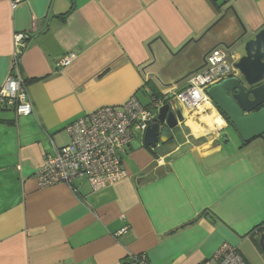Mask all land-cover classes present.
Here are the masks:
<instances>
[{"label":"crops","instance_id":"crops-1","mask_svg":"<svg viewBox=\"0 0 264 264\" xmlns=\"http://www.w3.org/2000/svg\"><path fill=\"white\" fill-rule=\"evenodd\" d=\"M242 24L264 27V0H0V85L13 36L26 33L19 72L33 106L26 116L0 109V264H129L140 254L145 264H200L223 243L264 264V137L243 143L211 100L179 102L184 122L167 143L145 148L136 135L120 153L127 176L112 185L38 179L71 141L70 121L131 97L148 107L175 98ZM225 51L228 64L240 56Z\"/></svg>","mask_w":264,"mask_h":264},{"label":"built area","instance_id":"built-area-1","mask_svg":"<svg viewBox=\"0 0 264 264\" xmlns=\"http://www.w3.org/2000/svg\"><path fill=\"white\" fill-rule=\"evenodd\" d=\"M20 1L10 0L12 8ZM26 38V33L14 34L12 67L0 85V109L12 108L17 114L24 116L33 112L26 81L19 72V61L26 48ZM74 57L72 52L57 63L65 66ZM227 58V52L219 46L207 52L205 65L190 76L187 87L176 95L182 106L192 110L205 101L210 102L205 90L219 80L216 72L220 67L228 65ZM164 102V98H156L152 106L148 107L131 97L120 107H101L70 121L66 129L71 141L57 148L54 155L45 158L38 179L42 184H69L76 178L86 177L94 191L124 179L127 175L122 167L120 153L137 134H144ZM125 230V227L121 228L120 233ZM129 264H145V256L133 255ZM200 264L247 263L236 247L223 243Z\"/></svg>","mask_w":264,"mask_h":264},{"label":"water","instance_id":"water-1","mask_svg":"<svg viewBox=\"0 0 264 264\" xmlns=\"http://www.w3.org/2000/svg\"><path fill=\"white\" fill-rule=\"evenodd\" d=\"M206 32L207 30L202 36ZM191 41H193L192 38L185 42L178 52ZM237 41L239 43L237 46L240 47L238 50L242 55L230 66L226 65L217 70L216 75L220 81L209 86L205 93L216 106L220 116L234 127L241 141L248 143L264 136V107L256 108L264 103V27L253 32L248 31L242 24V32L232 43L226 45L221 42L219 45L232 51L231 48L236 45ZM215 47L217 46L213 48ZM206 55L207 52L202 58V65L195 71L205 65ZM145 68L146 66L143 69ZM231 70L237 71L242 81L236 76L229 75ZM194 72L185 77H189ZM260 82L263 83L258 84ZM245 85L252 86V88L245 90ZM229 92L234 93L228 95ZM182 122H184L182 108L175 97L160 108L158 115L145 130L143 146L155 148L159 143L169 142L173 138L172 129ZM258 242L264 250V234Z\"/></svg>","mask_w":264,"mask_h":264},{"label":"flooded vegetation","instance_id":"flooded-vegetation-1","mask_svg":"<svg viewBox=\"0 0 264 264\" xmlns=\"http://www.w3.org/2000/svg\"><path fill=\"white\" fill-rule=\"evenodd\" d=\"M239 35H240V34H239ZM239 35H238V36H239ZM238 36H237V37H238ZM237 37H236V38H237ZM236 38H235V39H236ZM235 39H234V40H235ZM234 40H233V41H234ZM233 41H232V42H233ZM238 44H239V43H238V41H237L236 45H234L231 49H232V51H236V53H237L238 55L241 56L242 53H240V51L238 50V49L240 48V47L237 46ZM224 49L227 50L225 47H224ZM227 51H229V50H227ZM230 51H231V50H230ZM240 56H239V57H240ZM239 57H238V58H239ZM238 58H237V59H238ZM235 61H236V60H235ZM235 61H233L232 63H234ZM227 63H228V62H227ZM232 63H231V64H232ZM231 64H228V65L230 66ZM228 74L231 75V76H236V77H238V78L242 81V77H241V75H240L237 71H235V70H231ZM224 78H225V77H224ZM226 78H227V77H226ZM219 81H220V80H217L215 83H217V82H219ZM263 82H264V79H263ZM263 82H260V83H258V84H261V83H263ZM243 84H245V83L243 82ZM258 84H256V85H258ZM251 88H252V86H246V85H245V90H250ZM233 93H234V92H229L228 95H232ZM156 97H159V96H156ZM159 98H160V97H159ZM250 98H251V97H250ZM171 99H172V98H171ZM171 99H170V98H169V99H166L165 102L168 103L169 101H171ZM263 107H264V103L258 105L256 108L261 109V108H263ZM252 111H255V110H252ZM252 111H251V112H252ZM249 113H250V112H249ZM263 137H264V136H263Z\"/></svg>","mask_w":264,"mask_h":264},{"label":"rangeland","instance_id":"rangeland-1","mask_svg":"<svg viewBox=\"0 0 264 264\" xmlns=\"http://www.w3.org/2000/svg\"><path fill=\"white\" fill-rule=\"evenodd\" d=\"M18 3H19V2H18ZM18 3H17V4H18ZM139 96L141 97V98H140V101H142L143 103H145V100H143V99H144V98H143V95L140 94ZM229 131L232 132V133L234 134V136H236V134L234 133V131H233V129H232L231 127L229 128ZM236 133H237V132H236ZM237 135H238V134H237ZM137 136H138V134H137ZM236 138H237V136H236Z\"/></svg>","mask_w":264,"mask_h":264},{"label":"bare ground","instance_id":"bare-ground-1","mask_svg":"<svg viewBox=\"0 0 264 264\" xmlns=\"http://www.w3.org/2000/svg\"><path fill=\"white\" fill-rule=\"evenodd\" d=\"M208 104H209V103L206 102L204 105H205V106H208ZM204 105H202L201 108H202ZM205 106H204V107H205ZM204 107H203V108H204ZM206 118H207V117H206ZM221 118H222V117H220L219 115H217V117H216V121H217V122H221V121L223 120V119H221ZM222 122H223V121H222Z\"/></svg>","mask_w":264,"mask_h":264},{"label":"trees","instance_id":"trees-1","mask_svg":"<svg viewBox=\"0 0 264 264\" xmlns=\"http://www.w3.org/2000/svg\"><path fill=\"white\" fill-rule=\"evenodd\" d=\"M69 12V11H68ZM264 225V221L256 226V228H261V226Z\"/></svg>","mask_w":264,"mask_h":264}]
</instances>
